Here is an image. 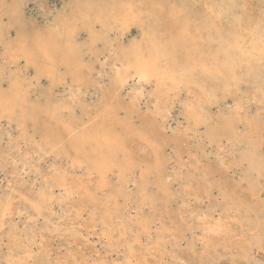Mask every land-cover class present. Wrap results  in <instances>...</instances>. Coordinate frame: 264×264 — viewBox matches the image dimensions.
<instances>
[{"label": "rangeland", "instance_id": "374dc122", "mask_svg": "<svg viewBox=\"0 0 264 264\" xmlns=\"http://www.w3.org/2000/svg\"><path fill=\"white\" fill-rule=\"evenodd\" d=\"M76 1L0 0V205L11 211L0 220V264H264V102L219 91L200 122L195 89L162 96L134 70L117 83L131 44H145L135 25L112 26L106 41L84 49L79 82L63 66L60 83L38 76L20 51L37 36L77 28L76 42H88ZM14 98L36 109L35 122L8 107ZM105 115L133 162L102 183L70 142ZM229 119L237 139L260 146L261 171L231 140ZM252 122L261 131H249Z\"/></svg>", "mask_w": 264, "mask_h": 264}, {"label": "bare ground", "instance_id": "6f19581e", "mask_svg": "<svg viewBox=\"0 0 264 264\" xmlns=\"http://www.w3.org/2000/svg\"><path fill=\"white\" fill-rule=\"evenodd\" d=\"M75 8L76 18L81 17L85 22L82 30L88 42H76L77 28H74L75 31L65 37L56 38L52 31L46 37L37 36L28 48L19 46L26 63L34 66L38 76L45 73L52 82L60 83L63 77L57 68L63 66L71 79L80 81L85 67L84 49L106 41L109 30H114L112 26L118 25L123 33L135 25L141 28L145 44L143 49H138L133 43L127 53L121 49L127 55L122 72L117 74V83L125 85L128 72L134 70L142 80H153L162 96L179 86L195 89L200 103L194 118L200 122L201 116L206 117L204 106L210 104L219 91L224 95L240 92L242 101L256 106L264 102V0H81L75 2ZM96 24L100 26L99 32L95 31ZM12 88L17 90V87ZM112 97L119 99L117 93ZM3 101L0 100V105ZM22 102L14 98L8 107L17 108L20 118L30 117L35 122L36 109L25 108ZM240 110L238 106L237 114ZM154 115L158 117L160 109ZM106 117L79 135L73 134L75 130L71 127L66 131L74 135L69 142L77 158L81 157L102 183L109 171H125L133 162L126 139L111 133L117 121L112 119L111 122ZM153 118L146 125L150 136L155 134L157 125V118ZM232 123L229 119L224 124L230 129V135L234 133ZM257 123L252 122L249 131L255 134L261 131ZM231 140L242 141L244 160L252 169L261 171L260 146L251 139H237L234 135ZM151 150L158 155L154 144ZM7 211L1 204L0 220L11 212Z\"/></svg>", "mask_w": 264, "mask_h": 264}]
</instances>
